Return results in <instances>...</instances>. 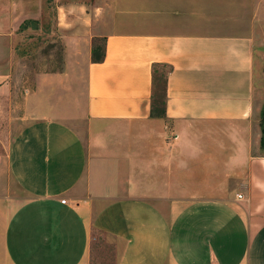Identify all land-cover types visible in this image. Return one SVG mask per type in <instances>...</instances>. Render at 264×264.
Masks as SVG:
<instances>
[{
    "label": "crops",
    "instance_id": "1",
    "mask_svg": "<svg viewBox=\"0 0 264 264\" xmlns=\"http://www.w3.org/2000/svg\"><path fill=\"white\" fill-rule=\"evenodd\" d=\"M261 7L0 0V39L36 20L66 52L24 94L0 178V264H96L99 236L114 264H264ZM71 64L85 88L56 99ZM156 65L172 67L164 105ZM77 112L84 134L69 122Z\"/></svg>",
    "mask_w": 264,
    "mask_h": 264
},
{
    "label": "rangeland",
    "instance_id": "2",
    "mask_svg": "<svg viewBox=\"0 0 264 264\" xmlns=\"http://www.w3.org/2000/svg\"><path fill=\"white\" fill-rule=\"evenodd\" d=\"M261 23L264 26V0H261ZM48 26L55 24L54 9L51 8L48 18ZM19 34V39L11 42V39H0V75H8L7 79L1 77L0 81H8L9 86L7 97L4 96L2 104H0V178L8 179V170L6 156L10 140L23 126L25 111L22 104L25 102V93L29 86V82L37 83L36 74L43 72H56L64 68L65 47L58 35L50 33L49 30L41 26V22L30 20L23 24ZM263 32V31H262ZM52 36H51V35ZM262 33L261 41L264 40ZM262 43V42H261ZM76 53H71L69 58L74 60ZM260 75L257 78V105L261 110V131L263 135L264 127V42L259 48ZM82 64H71L69 74L72 80L55 81L57 88L56 99L71 100L70 95L73 91L85 88V75ZM68 70V69H67ZM69 82V83H68ZM68 84V88L66 87ZM66 87V88H65ZM12 91V93H11ZM60 114V113H56ZM77 118L69 119V122L76 125L84 134L81 127L83 123V112L72 113ZM81 116V118H80ZM264 154V143L261 139L260 151ZM96 264H114L115 252L102 236L97 241Z\"/></svg>",
    "mask_w": 264,
    "mask_h": 264
},
{
    "label": "trees",
    "instance_id": "3",
    "mask_svg": "<svg viewBox=\"0 0 264 264\" xmlns=\"http://www.w3.org/2000/svg\"><path fill=\"white\" fill-rule=\"evenodd\" d=\"M171 69L172 67L169 65H156L155 66L154 96L156 97L157 101L163 105L165 104L167 78H168L169 73L171 72ZM163 112L164 111H160L158 113L164 114ZM262 142L264 143V127H263Z\"/></svg>",
    "mask_w": 264,
    "mask_h": 264
},
{
    "label": "built area",
    "instance_id": "4",
    "mask_svg": "<svg viewBox=\"0 0 264 264\" xmlns=\"http://www.w3.org/2000/svg\"><path fill=\"white\" fill-rule=\"evenodd\" d=\"M239 197H242V194H240V195H239ZM63 202H66V200H65V199H63Z\"/></svg>",
    "mask_w": 264,
    "mask_h": 264
}]
</instances>
